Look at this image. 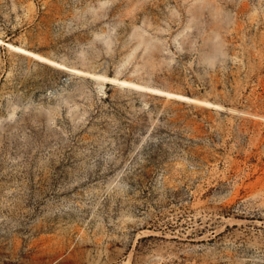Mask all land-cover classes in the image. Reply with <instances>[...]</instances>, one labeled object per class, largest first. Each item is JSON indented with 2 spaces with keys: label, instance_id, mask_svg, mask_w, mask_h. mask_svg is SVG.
<instances>
[{
  "label": "rangeland",
  "instance_id": "rangeland-1",
  "mask_svg": "<svg viewBox=\"0 0 264 264\" xmlns=\"http://www.w3.org/2000/svg\"><path fill=\"white\" fill-rule=\"evenodd\" d=\"M0 264H264V0H0Z\"/></svg>",
  "mask_w": 264,
  "mask_h": 264
},
{
  "label": "bare ground",
  "instance_id": "bare-ground-1",
  "mask_svg": "<svg viewBox=\"0 0 264 264\" xmlns=\"http://www.w3.org/2000/svg\"><path fill=\"white\" fill-rule=\"evenodd\" d=\"M63 69V68H62ZM66 69V68H65Z\"/></svg>",
  "mask_w": 264,
  "mask_h": 264
}]
</instances>
